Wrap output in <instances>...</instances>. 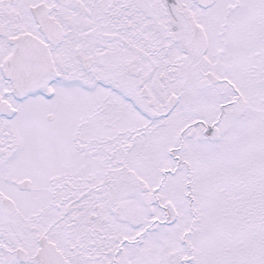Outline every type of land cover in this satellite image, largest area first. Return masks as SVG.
Instances as JSON below:
<instances>
[{
  "label": "snow or ice",
  "instance_id": "1",
  "mask_svg": "<svg viewBox=\"0 0 264 264\" xmlns=\"http://www.w3.org/2000/svg\"><path fill=\"white\" fill-rule=\"evenodd\" d=\"M0 264H264V0H0Z\"/></svg>",
  "mask_w": 264,
  "mask_h": 264
}]
</instances>
